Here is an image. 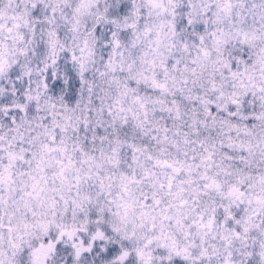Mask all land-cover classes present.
I'll return each instance as SVG.
<instances>
[{
    "label": "snow or ice",
    "instance_id": "6c2138e0",
    "mask_svg": "<svg viewBox=\"0 0 264 264\" xmlns=\"http://www.w3.org/2000/svg\"><path fill=\"white\" fill-rule=\"evenodd\" d=\"M0 264H264V0H0Z\"/></svg>",
    "mask_w": 264,
    "mask_h": 264
}]
</instances>
